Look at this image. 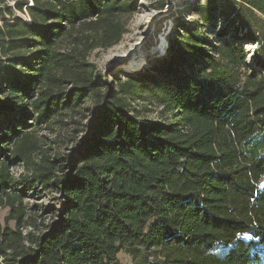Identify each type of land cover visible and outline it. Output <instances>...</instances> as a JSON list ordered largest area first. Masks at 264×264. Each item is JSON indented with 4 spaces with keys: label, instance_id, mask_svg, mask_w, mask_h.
<instances>
[{
    "label": "trees",
    "instance_id": "16d2710c",
    "mask_svg": "<svg viewBox=\"0 0 264 264\" xmlns=\"http://www.w3.org/2000/svg\"><path fill=\"white\" fill-rule=\"evenodd\" d=\"M0 1V264H262L264 32L212 52L179 25L165 58L112 83L89 54L133 0ZM236 3L264 18V0Z\"/></svg>",
    "mask_w": 264,
    "mask_h": 264
},
{
    "label": "rangeland",
    "instance_id": "374dc122",
    "mask_svg": "<svg viewBox=\"0 0 264 264\" xmlns=\"http://www.w3.org/2000/svg\"><path fill=\"white\" fill-rule=\"evenodd\" d=\"M212 1L217 5L215 25L203 23L195 12L197 4L205 3L207 0H133V11L124 18V30L119 42L106 49L93 50L89 54V60L93 61L98 69L105 73L107 79L114 83L117 77L123 79L124 73L150 69L154 63L165 58L170 42L184 34L183 27L179 25L195 29L197 34L210 45L208 48L212 52L213 47L219 43L230 42L231 38L228 35L235 31L243 34L248 27L250 32H264V18L245 9H238L236 0ZM18 14L24 15L23 12ZM258 18L263 19V22ZM160 37L166 39L161 50H159ZM241 45L247 51V64L253 67L252 52L257 47V42L241 40ZM135 57L139 60L137 67L131 71L125 70V64ZM134 105H138L139 111L146 117L162 121L161 107L156 102L137 101ZM262 184L264 178L260 181V185ZM6 214L7 208L0 207L1 224ZM257 252L264 264V246L259 247ZM117 258L119 264H139V260H134L123 251L117 254Z\"/></svg>",
    "mask_w": 264,
    "mask_h": 264
},
{
    "label": "bare ground",
    "instance_id": "6f19581e",
    "mask_svg": "<svg viewBox=\"0 0 264 264\" xmlns=\"http://www.w3.org/2000/svg\"><path fill=\"white\" fill-rule=\"evenodd\" d=\"M165 43H166V39L160 37V49L159 50H161L164 47ZM138 64H139V60H138V58L135 57L132 60H130L128 64H125V70L131 71V70L135 69Z\"/></svg>",
    "mask_w": 264,
    "mask_h": 264
},
{
    "label": "built area",
    "instance_id": "2783aa9c",
    "mask_svg": "<svg viewBox=\"0 0 264 264\" xmlns=\"http://www.w3.org/2000/svg\"><path fill=\"white\" fill-rule=\"evenodd\" d=\"M22 17L25 18V19H27V13L24 12V15L22 14Z\"/></svg>",
    "mask_w": 264,
    "mask_h": 264
}]
</instances>
